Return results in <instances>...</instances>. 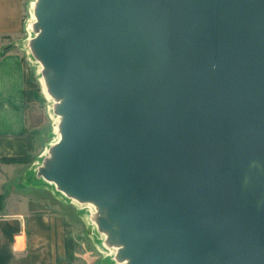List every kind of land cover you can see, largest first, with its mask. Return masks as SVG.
Here are the masks:
<instances>
[{
    "label": "water",
    "instance_id": "water-1",
    "mask_svg": "<svg viewBox=\"0 0 264 264\" xmlns=\"http://www.w3.org/2000/svg\"><path fill=\"white\" fill-rule=\"evenodd\" d=\"M59 121L38 171L125 264H264V0H36ZM116 246V245H113Z\"/></svg>",
    "mask_w": 264,
    "mask_h": 264
},
{
    "label": "rangeland",
    "instance_id": "rangeland-1",
    "mask_svg": "<svg viewBox=\"0 0 264 264\" xmlns=\"http://www.w3.org/2000/svg\"><path fill=\"white\" fill-rule=\"evenodd\" d=\"M33 1L1 0L2 7L7 10L9 24L7 32L0 35V54L13 51L22 57L27 82L30 81L36 92L30 108V125L39 132L41 144L39 142L40 146L23 167L2 170L0 174L7 179V182L14 179L12 185L11 183L8 185L9 192H23L24 195L39 198L46 203L45 214L50 231L46 264H116V251L114 250L113 256L109 255L111 248L106 245V238L98 231L94 222L96 209L90 204H80L68 199L65 195V197L59 196L54 186H49L38 176V171L47 157L45 152L48 153L53 142L54 126L57 123L53 118L57 116L43 93L38 62L28 48L30 37H28L27 25L29 19L33 17ZM30 34L34 36L32 27ZM79 205H90L92 211L85 210L84 214L79 210ZM92 228L95 230L93 231Z\"/></svg>",
    "mask_w": 264,
    "mask_h": 264
},
{
    "label": "crops",
    "instance_id": "crops-1",
    "mask_svg": "<svg viewBox=\"0 0 264 264\" xmlns=\"http://www.w3.org/2000/svg\"><path fill=\"white\" fill-rule=\"evenodd\" d=\"M0 0V35L8 19ZM21 55L0 54V171L20 168L41 144L40 134L30 125L36 92L27 82ZM22 159L23 162H4ZM14 181L0 174V264H46L49 222L46 203L23 192H9Z\"/></svg>",
    "mask_w": 264,
    "mask_h": 264
},
{
    "label": "bare ground",
    "instance_id": "bare-ground-1",
    "mask_svg": "<svg viewBox=\"0 0 264 264\" xmlns=\"http://www.w3.org/2000/svg\"><path fill=\"white\" fill-rule=\"evenodd\" d=\"M35 1L36 0H34L33 2H32V6L33 5H35ZM31 17V16H30ZM34 22V18L33 17H31L30 19H29V22H28V25H27V33H28V37H30L29 39H31L32 38V35L30 34V30H31V27H32V23ZM25 38V37H24ZM27 41H25V43H26ZM26 49H27V47H26ZM38 65H39V69H40V71L41 72H43V67L41 66V64L38 62ZM41 83H42V87H43V93H44V95H45V97L47 98V100H48V102H49V105L51 104V106L52 107H55L57 104H58V101L57 100H55V102L52 100V98H51V95L49 94V92H48V90H47V86H46V80H45V78H43V77H41ZM54 119V122H56L57 121V123H56V125L54 126V137H53V142L50 144V145H53L57 140H58V138H59V128H58V125H59V121H60V117H55V118H53ZM45 154L47 155V151L45 152ZM45 183H47L49 186H54L52 183H49V182H45ZM58 195L59 196H63V197H65L62 193H58ZM79 207H80V211L82 212V213H84V211L85 210H89L90 212L92 211V207L90 206V205H79ZM85 214V213H84ZM93 229V231L95 230L94 228H92ZM103 236L106 238V239H109L110 237H108L109 236V234L108 233H103ZM100 239L102 240V238H101V236H100ZM111 239V238H110ZM110 243L111 244H113V245H116V246H113L112 245V247H110L111 249H109V255L110 256H113L114 255V250L115 251H118L119 249H120V245L118 244V243H116V241H114L113 242V240L111 241L110 240ZM115 264V263H114ZM116 264H125V261H121V262H117Z\"/></svg>",
    "mask_w": 264,
    "mask_h": 264
},
{
    "label": "trees",
    "instance_id": "trees-1",
    "mask_svg": "<svg viewBox=\"0 0 264 264\" xmlns=\"http://www.w3.org/2000/svg\"><path fill=\"white\" fill-rule=\"evenodd\" d=\"M4 162H8V163H10V162H23V160L22 159H9V160H4ZM2 204H3V198L0 196V211L2 210Z\"/></svg>",
    "mask_w": 264,
    "mask_h": 264
}]
</instances>
